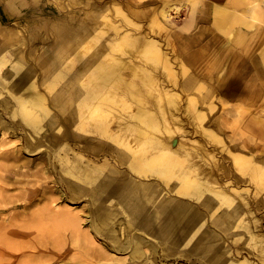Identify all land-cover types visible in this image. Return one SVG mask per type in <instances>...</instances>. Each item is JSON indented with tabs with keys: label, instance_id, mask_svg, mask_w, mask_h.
I'll return each instance as SVG.
<instances>
[{
	"label": "bare ground",
	"instance_id": "6f19581e",
	"mask_svg": "<svg viewBox=\"0 0 264 264\" xmlns=\"http://www.w3.org/2000/svg\"><path fill=\"white\" fill-rule=\"evenodd\" d=\"M42 1L0 0V264L44 220L84 264H264V0Z\"/></svg>",
	"mask_w": 264,
	"mask_h": 264
},
{
	"label": "rangeland",
	"instance_id": "374dc122",
	"mask_svg": "<svg viewBox=\"0 0 264 264\" xmlns=\"http://www.w3.org/2000/svg\"><path fill=\"white\" fill-rule=\"evenodd\" d=\"M62 5L64 6V9H61V12H64L66 10H69L70 8L67 6L69 0H61ZM44 4V7L46 8V11H50L55 9L57 7V4H55L56 1L54 0H44L42 1ZM60 12V14H61ZM53 13V12H52ZM55 13V12H54ZM53 13V14H54ZM56 15V13L54 14ZM45 17H48L45 15ZM185 16L182 14L179 19L176 20H182ZM19 24H30L33 22L31 19L24 20L23 22H20L19 20H14L11 21V24L14 26ZM181 25V23L179 24ZM13 27V26H9ZM33 40V39H32ZM39 41V38L36 37L34 38V44H30L29 39H28V45L24 44L22 45V48L26 50L33 46L34 50L36 51L37 49V44ZM48 44V43H47ZM39 46V45H38ZM41 46V44H40ZM51 47V45L48 44V49ZM45 46H43V49ZM42 64V61L40 60L39 62ZM42 71V68H41ZM59 86H56V89ZM4 97L6 98L5 100L10 99V94L6 91H2ZM10 111V112H9ZM11 109H7L6 112L3 111V107L1 106L0 103V115L2 119L5 117H8L9 114L11 113ZM19 113V112H17ZM12 120L11 116L6 119L7 122H10ZM15 121V118H14ZM19 139H15V137H10L7 139V146L15 147V148H21L24 147L22 144V138H24V133L20 132L18 133ZM24 142V141H23ZM38 153L37 155L31 156L29 158L24 159V164H23V169L20 170L16 168V165L14 163L8 164L9 166H12L13 171L16 173L12 172V176H16L17 172L18 173H23V174H35V177H30V182L29 184L24 187L22 185H13V183L8 182V184L3 186V189L5 190V195H10L13 198L17 196H23L25 194H31L33 191H36L35 185L36 183H41L40 179L42 176L40 175L41 173L39 172V169H41L42 165V160L40 159L42 157V154H39V151L36 152ZM26 160V161H25ZM28 171V172H27ZM59 177V176H58ZM35 180L37 182H35ZM52 197V196H50ZM47 200L45 199L43 202L40 204H37V208L44 209L45 204ZM82 206V205H81ZM36 207H32V209H35ZM82 209V207L76 208V210ZM20 209L12 211L8 216L6 213V217H10L11 222L14 223V215L17 212H20ZM258 214V213H257ZM264 219V218H263ZM264 228V224L262 226ZM20 229V227H17L15 224H13L9 231H12L13 234L18 235V237H12L10 238L12 240V246L8 245L7 249L12 250V252H15V254H11V256L8 258V261L4 259L1 264H57L59 259H63L60 264H84L82 262V257H81V252L78 250H81L79 247H83L85 244L83 242V238L79 237L77 235H73L68 229H62L57 226H52V224L49 221L44 220L42 223L32 225L30 229L24 228ZM26 232V233H25ZM21 233V234H19ZM37 235H40V238L37 237ZM69 239L74 240L72 243L73 246H79L76 250H72L73 252L70 251L67 252V244L71 245L69 242ZM2 246H5L2 244V241H0V251ZM232 249L233 246H231ZM77 252V253H76ZM65 254V255H64ZM81 260V261H80ZM106 260V259H105ZM105 263H109V261H105ZM201 261V262H200ZM198 260L195 262V264H203L202 260ZM100 264V263H96ZM164 264H190V262L186 258H180V259H175V258H170L169 261L164 262Z\"/></svg>",
	"mask_w": 264,
	"mask_h": 264
},
{
	"label": "crops",
	"instance_id": "0c3cea01",
	"mask_svg": "<svg viewBox=\"0 0 264 264\" xmlns=\"http://www.w3.org/2000/svg\"><path fill=\"white\" fill-rule=\"evenodd\" d=\"M5 4H3L1 7H0V13L2 14L4 11H3V9H2V7L4 6ZM20 10H22V9H20ZM16 20V19H15ZM12 21H14V20H12Z\"/></svg>",
	"mask_w": 264,
	"mask_h": 264
}]
</instances>
